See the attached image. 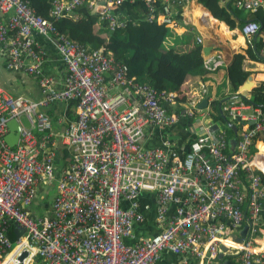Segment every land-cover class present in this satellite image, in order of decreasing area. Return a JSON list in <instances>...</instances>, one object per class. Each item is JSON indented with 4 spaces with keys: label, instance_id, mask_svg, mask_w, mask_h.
I'll return each mask as SVG.
<instances>
[{
    "label": "built area",
    "instance_id": "1",
    "mask_svg": "<svg viewBox=\"0 0 264 264\" xmlns=\"http://www.w3.org/2000/svg\"><path fill=\"white\" fill-rule=\"evenodd\" d=\"M126 1L53 0L44 18L25 1L0 0V16L11 13L6 23L0 21V56L6 58L7 69L36 77L41 93L33 100L0 89V264H35L36 258L42 264H155L163 252L182 256L180 264L188 258L218 264L223 242L228 253L237 254L238 264H264V245L258 244L264 184L254 165L256 156H249L264 133L262 106L237 98L222 108L228 122L241 124L235 150L227 155L226 132L211 133L205 122L211 110L202 114L197 109L207 93L201 86L185 101L189 117L202 114L199 135L185 158L173 152L169 134L160 147L146 148L142 141L148 129L175 125V115L166 110L167 104H177L176 92L158 91L128 77L127 66L110 51L89 50L54 25L62 18L78 19L76 11L85 7L115 31L125 26L115 9ZM141 1L149 22L176 27L172 9L181 0H162L158 16L157 0ZM218 2L248 13L264 12V0ZM259 29L255 21L239 26L247 46L253 47ZM34 33L56 47L66 71L59 89L54 77L41 72L42 52ZM196 42L202 44L201 38ZM221 64L204 62L206 69ZM72 102L75 119L54 132L48 112ZM13 119L20 137L10 148L4 137ZM60 149L68 161L56 178ZM53 183L56 194L48 215L36 216L32 205L38 187ZM144 194L153 196L156 221L164 228L128 245L126 239L144 218ZM244 224L248 231L243 242L228 245ZM12 227L24 233L14 242L9 238ZM23 251L28 256L20 262Z\"/></svg>",
    "mask_w": 264,
    "mask_h": 264
},
{
    "label": "crops",
    "instance_id": "2",
    "mask_svg": "<svg viewBox=\"0 0 264 264\" xmlns=\"http://www.w3.org/2000/svg\"><path fill=\"white\" fill-rule=\"evenodd\" d=\"M132 5L134 6V4H131L129 1H126V3H124L121 7L115 9V13L117 14L120 20L135 21L138 18L143 17V15L139 13L140 8L136 6L133 7ZM82 11L86 13L91 12L94 14L93 11H88L85 7L79 8L76 12L80 13ZM172 13H173L174 19L176 20L177 25L173 29L170 28V30L175 32V34H173V36L169 38V41H171L173 38H176L178 40H183V44H185V42L189 43L190 40L184 37L185 32L189 30V34L195 33V36L193 39L194 43L196 44L197 43L196 39L200 37L202 40V44H200L202 49L208 50V53L206 55H204L201 50V56L204 62L207 59H211L214 61H220L222 64L216 69H212V68L207 69L208 75H206L204 79L201 77L199 78L190 77V76L187 77L185 81L183 82V84H181V86L179 87V90L176 92L178 96L180 95L179 97V99L181 98L180 102H177L176 106H173L172 104H167L168 110L172 114L175 115L174 116L176 119L175 125H173L172 127H167V128L148 129L145 133L142 144L146 148L160 147L162 142L164 141V136H166V134H169L173 140V147H172L173 152L181 159H184L190 150V147H188L190 142L194 141L199 135V132H198L199 125L197 123V120H199L200 116L202 114H205L207 110H211L210 109L211 102L221 100V103L219 104L221 105V112L219 110V105H218V111L224 118L225 123L222 122V123H219V125L214 124L211 120L212 119L211 114L207 119H205V122L206 124L210 125L209 130L211 129L213 125H216L218 127V130L216 132H212L210 130V132L213 134H217L220 131L226 132L228 150H227V153L225 154L228 155L232 153L229 148V141L234 137V135L231 138L229 137V134L227 131V128H228L227 124H231L236 127L237 136H238L239 130L241 129V124L239 122H234V123L228 122L226 119L225 113L222 111V108L225 107V105L228 103L226 99L233 96V95H230V92H229L226 69H227V66L230 64L233 56L239 50L247 48L248 40L240 34L239 27H236L235 29L230 30L229 27L225 23L214 19L211 16V14L198 3L197 0H190V1H187L186 3H182V5L173 6ZM10 15L11 13L1 15L0 21L2 23H6ZM221 25H223L226 28V33H227L226 35H224L225 31H222ZM33 36H34L36 43L38 44L40 48V51L42 52V67H41L42 74L44 76L54 77L55 82H56V88L58 89L61 88L62 83L64 81L66 71L64 69V66L62 64L60 57L57 54L54 43L49 38L42 37L36 33H34ZM259 39L260 37H258L257 35L255 40L259 41ZM192 47L193 46L188 47V48L186 47L181 48L180 53H187L189 50L192 49ZM5 60L6 58L0 56V89L6 91L12 96H23V97H27L33 100L39 99L41 97V93L37 85L36 77L29 76L22 71L7 69ZM251 66H258V67L257 69L249 68ZM243 69L245 71H249L252 73L251 77H252V82H253L254 87L259 86L260 83L264 82V63L245 60L243 62ZM196 85H199L200 87L203 86L206 89L207 93L206 95L202 97V100L207 99L208 104L206 108L201 109L199 111L202 113V114L200 113L201 115L194 113L192 117H189V115L186 113L187 103L185 104L184 100L187 101L188 99L187 98L188 90H190L191 92L190 94H193L199 91L198 88H195ZM185 89H186V92H185ZM202 100L200 101V103L202 102ZM198 105H197V109H198ZM64 106L65 107H62L64 108V110H61V112L64 111L63 114L65 113L67 109L75 111V107H70L69 105L67 106L64 105ZM59 108H56L53 110H57ZM249 112H250L249 110H245L246 114H248ZM220 124L223 126V128ZM252 125L248 123V126H252ZM236 143H237V139H236ZM258 143H263L259 140V137L256 140V148L252 147V149L254 148L256 149V152L255 153L253 152L251 157H254L257 155V152H258L257 144ZM204 153L207 155L208 152L204 151ZM259 156L261 157V160L263 163L262 166L264 167V150L260 152ZM64 159L68 161L67 158H64ZM58 160L61 164V159L59 158ZM65 165L66 164L60 166L57 161L58 169H57L56 178L59 177V174L61 173V170H62L61 168H63ZM256 171L261 173L258 170ZM51 185L55 186V192H54V196H55L56 184L55 183L50 184V185L43 184L38 187L36 199L39 197V194H41V198H42V194L45 193L47 189L50 190ZM146 196L149 198L150 204L149 203L144 204V209H143L144 218L142 222H140L138 225L134 227L131 237L126 239V243L128 245H135L138 242H140L141 239L146 240L150 238L152 235L157 234L158 232L162 231L164 228V226H161L160 224H159L160 226L159 228L158 223L156 221V218H157L156 202L153 196L152 195L148 196L147 194H144L143 198H146ZM32 210L36 216L48 215V214H40L41 212L39 211V209L38 208L34 209L33 205H32ZM261 220L262 222L260 224V229L262 231L258 233V244L260 246H263L264 245V211L261 213ZM245 225L247 224H244L243 227ZM240 231H238L236 234H232L231 236L238 235ZM19 232H22V236L19 235ZM23 236H24L23 231L18 230V229L16 230L14 229V227L11 228L10 233H9V238L13 242H14V239L16 241V239L23 237ZM231 236L229 237L230 241L227 242L228 245H231L232 243ZM221 246L226 247V243L225 242L221 243L220 247ZM230 255H236V254L234 252L227 253L225 254L224 257L230 256ZM233 260H234V264H238L237 256L233 258ZM182 261H183L182 256L174 255L169 252H163L159 256V259L156 261L155 264H180ZM224 262L229 264V262L227 260H224V258L223 260L218 259V264H223ZM187 264H199V263L194 258H188Z\"/></svg>",
    "mask_w": 264,
    "mask_h": 264
},
{
    "label": "trees",
    "instance_id": "3",
    "mask_svg": "<svg viewBox=\"0 0 264 264\" xmlns=\"http://www.w3.org/2000/svg\"><path fill=\"white\" fill-rule=\"evenodd\" d=\"M22 1L27 2L36 15L44 18L48 17L53 2V0ZM181 1L182 3H186L190 0ZM197 1L214 19L225 23L230 30L239 27L243 22L247 21L259 23L260 29L257 34L260 37L259 41L254 40L253 47L247 46L246 49L239 50L227 66L226 72L230 95L241 98L253 106H262L264 110V82L260 83L259 86L253 87L249 92L239 94V89L252 75L251 72L243 69V62L250 60L264 63V12L257 10L255 13H248L242 9L232 7L230 3L219 5L218 0ZM161 2L162 0H157V4L154 6L156 16L160 14ZM134 6L140 8L139 13L143 17L135 21L128 20L125 22L123 28L116 29L115 31H110L105 24H100L97 15L83 11L80 13L76 12L78 15V19L76 20L62 18L59 21H55L54 25L59 32L66 34L71 41L84 45L89 50L103 47L107 51H110L117 62L127 66L128 77L136 78L138 82L153 87L158 91L177 92L187 77H201L204 79L208 75L201 56V45L194 43L192 49L187 53H174L172 49L165 48L164 42L170 29L158 24L155 20L152 22L148 21L141 0H135ZM221 28L222 31H225L224 35H226V28L223 25H221ZM195 88L200 89V86L196 85ZM190 93V90H188V96ZM179 97L180 95L178 96L177 94L176 102H180L181 98L179 99ZM220 103L221 100L213 101L210 104L212 111L211 120L214 124L218 125L222 122L225 123L224 118L218 111ZM68 105L75 107V103L73 102ZM166 112L171 114L168 108ZM54 113L55 110L48 112L52 121L56 120L53 117ZM64 115L67 117L68 122L75 119V114L70 109H67ZM227 131L229 137H233L232 130L227 128ZM259 140L264 143V134L259 137ZM263 143L257 144L259 152L264 150ZM252 150L254 153L256 152L255 148ZM66 157L67 154L63 151V158ZM258 174L264 184V177L261 173ZM146 203L150 204L147 196L140 200L142 210ZM236 256L237 254L226 256L224 260H227L229 264H234L233 258ZM35 264H42L39 258H36Z\"/></svg>",
    "mask_w": 264,
    "mask_h": 264
},
{
    "label": "rangeland",
    "instance_id": "4",
    "mask_svg": "<svg viewBox=\"0 0 264 264\" xmlns=\"http://www.w3.org/2000/svg\"><path fill=\"white\" fill-rule=\"evenodd\" d=\"M53 3V2H52ZM173 34H175V32H173V31H171V30H169L168 31V35H167V39H166V41H165V43H164V47L165 48H167V49H172V51L174 52V53H180L181 52V48H184V47H186V48H188V47H191V46H193V43H194V41H193V39H194V36H195V33H190L189 34V30H187L186 32H185V34H184V37L185 38H187V39H189L190 40V42L189 43H186L185 42V44H183V40H178V39H176V38H173L171 41H169V38H171L172 36H173ZM257 67L258 66H251V67H249V68H252V69H257ZM232 97H234V99L231 101L232 103L231 104H226L225 106L226 107H228V106H232V105H234L235 104V101H236V99H237V97H235V96H232ZM68 104H66V106H67ZM62 107H65L64 105L63 106H61V108H59V109H57V110H55V113L53 114V117H55V121H53V128H54V132H56V133H59V132H61L64 128H65V125L67 124V122H68V119H67V117L63 114V112H61V110H64V108H62ZM71 111H73V113L75 114V111L74 110H71ZM59 116V117H58ZM62 116H64L63 117V119H62ZM58 118V119H57ZM59 119H62V121L61 122H59ZM23 121H24V119H23ZM25 122V121H24ZM221 125V124H220ZM222 126V125H221ZM222 128H223V126H222ZM261 137V136H260ZM254 151L252 150L251 151V154L249 155L250 157H251V155H252V153H253ZM258 153V152H257ZM59 156H61V157H59ZM61 159V164H60V162H59V160L58 159ZM57 160H58V164L61 166V165H64V164H66L67 163V160H65L64 158H63V151L60 149L59 150V152H58V157H57ZM256 170H258V169H256ZM259 171V170H258ZM257 173H259V172H257ZM263 173V172H262ZM264 174V173H263ZM263 176V175H262ZM264 177V176H263ZM48 190L49 189H47L46 191H45V193H43L42 194V198H41V194H39V197L36 199V201L34 202V204H33V208L35 209V208H38L39 209V211L41 212L40 214H48L49 213V211H50V206H51V203H52V201H53V196H54V192H55V186L54 185H51L50 186V190H49V192H48Z\"/></svg>",
    "mask_w": 264,
    "mask_h": 264
},
{
    "label": "water",
    "instance_id": "5",
    "mask_svg": "<svg viewBox=\"0 0 264 264\" xmlns=\"http://www.w3.org/2000/svg\"><path fill=\"white\" fill-rule=\"evenodd\" d=\"M224 1V0H221ZM103 4V3H102ZM94 12V11H93ZM210 51V50H209ZM202 53L204 55H206L208 53V50L206 49H202ZM254 87L253 82H252V77L250 76L248 78V80L246 81V83L239 89L240 94L243 92H249L251 91V89ZM234 99V97H230L228 99H226V101L228 102V104H231L232 100ZM207 99L202 100V102L198 105V109H204L207 106ZM219 110L221 112V105H219ZM250 125H252V123H249ZM7 130L8 133L7 135L4 137V142L5 144L10 147L13 148L16 146V144L18 143L19 137H20V126L18 125V123L13 119L8 121L7 125ZM227 127L230 128L233 132L234 137L229 141V148L230 151L233 152L235 145H236V139H237V129L235 126L231 125V124H227ZM212 132H216L218 130V127L216 125H213L210 129ZM248 231V225H245L242 230L238 233V235H233L231 236L232 242L236 245H240L243 240L246 237ZM19 235L22 236V232H19ZM234 248H231V250H233ZM221 252L218 255V259L219 260H223L225 254L228 253V249L225 246H221L220 247ZM28 256V252L27 251H23L19 257V261L22 262L25 258H27ZM223 264H227L226 262H224Z\"/></svg>",
    "mask_w": 264,
    "mask_h": 264
},
{
    "label": "bare ground",
    "instance_id": "6",
    "mask_svg": "<svg viewBox=\"0 0 264 264\" xmlns=\"http://www.w3.org/2000/svg\"><path fill=\"white\" fill-rule=\"evenodd\" d=\"M260 152L258 151L257 155H256V159L254 160V165L255 167L262 173L263 170H264V167L262 166L263 163H262V160H261V157L259 156ZM264 173V172H263ZM262 173V174H263ZM264 175V174H263ZM232 245V244H231ZM234 246V245H232Z\"/></svg>",
    "mask_w": 264,
    "mask_h": 264
}]
</instances>
